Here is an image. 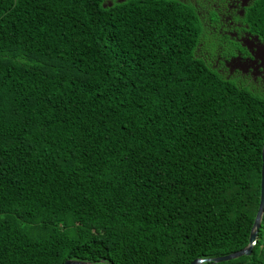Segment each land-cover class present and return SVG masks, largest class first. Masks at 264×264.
Here are the masks:
<instances>
[{
  "label": "trees",
  "instance_id": "obj_1",
  "mask_svg": "<svg viewBox=\"0 0 264 264\" xmlns=\"http://www.w3.org/2000/svg\"><path fill=\"white\" fill-rule=\"evenodd\" d=\"M207 28L222 66L249 56L264 0H0V264H191L249 246L264 85L200 56ZM205 264H264V215L251 255Z\"/></svg>",
  "mask_w": 264,
  "mask_h": 264
},
{
  "label": "rangeland",
  "instance_id": "obj_2",
  "mask_svg": "<svg viewBox=\"0 0 264 264\" xmlns=\"http://www.w3.org/2000/svg\"><path fill=\"white\" fill-rule=\"evenodd\" d=\"M121 0H106V4ZM207 38L203 41L199 55L208 59L222 74L226 77H233L245 85L261 88L264 85V43L260 42L256 37L245 35L241 39V44L249 51V56L237 55L235 58L225 62L222 66L220 61L225 48L220 46L219 40L222 38L219 34L222 31L208 29ZM226 47V43L223 42ZM214 53V54H213ZM214 56H213V55Z\"/></svg>",
  "mask_w": 264,
  "mask_h": 264
},
{
  "label": "water",
  "instance_id": "obj_3",
  "mask_svg": "<svg viewBox=\"0 0 264 264\" xmlns=\"http://www.w3.org/2000/svg\"><path fill=\"white\" fill-rule=\"evenodd\" d=\"M263 215H264V148H263V165H262V180H261V203H260V207H259L256 219H255L253 231L251 233L249 246L239 252H236V253H233V254H230L224 257H219L215 259L195 260L191 264H205L209 262L223 263V262H229L232 260L239 259L243 256L251 255L253 247L256 245V242H257L258 231L261 226ZM63 264H89V263L83 262V261L68 260Z\"/></svg>",
  "mask_w": 264,
  "mask_h": 264
}]
</instances>
